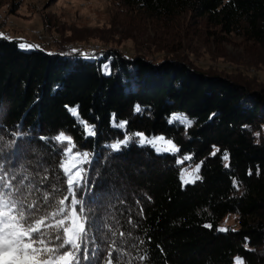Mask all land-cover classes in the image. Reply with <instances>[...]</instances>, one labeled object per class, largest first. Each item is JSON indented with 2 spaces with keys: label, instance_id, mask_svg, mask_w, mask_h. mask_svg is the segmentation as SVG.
Returning a JSON list of instances; mask_svg holds the SVG:
<instances>
[{
  "label": "trees",
  "instance_id": "1",
  "mask_svg": "<svg viewBox=\"0 0 264 264\" xmlns=\"http://www.w3.org/2000/svg\"><path fill=\"white\" fill-rule=\"evenodd\" d=\"M116 1L165 23L201 19L214 33L264 49V0ZM136 105L142 112H134ZM66 106L77 107L96 135L85 138ZM176 113L191 127L169 123ZM120 121L125 129L113 126ZM262 130V92L177 58L23 49L0 35V211L12 215L7 205L19 191L16 199L39 209L35 219L52 225L62 218L60 208L70 204L60 201L69 194L53 138L71 136L74 151L89 154L80 191L95 238L88 248L103 249L100 264H109L110 252L111 264L116 253L120 264H264ZM138 132L171 139L179 151L157 154L135 140L119 152L108 147ZM188 166L200 177L194 183L180 179ZM231 215L235 224H225Z\"/></svg>",
  "mask_w": 264,
  "mask_h": 264
},
{
  "label": "rangeland",
  "instance_id": "2",
  "mask_svg": "<svg viewBox=\"0 0 264 264\" xmlns=\"http://www.w3.org/2000/svg\"><path fill=\"white\" fill-rule=\"evenodd\" d=\"M0 35L31 46L23 49L54 53L76 47L83 54L112 49L153 61L174 57L264 94V49L257 44L214 33L201 19L158 21L116 0H0ZM182 170L184 180L195 179L192 167ZM225 224L234 225L235 217Z\"/></svg>",
  "mask_w": 264,
  "mask_h": 264
},
{
  "label": "snow or ice",
  "instance_id": "3",
  "mask_svg": "<svg viewBox=\"0 0 264 264\" xmlns=\"http://www.w3.org/2000/svg\"><path fill=\"white\" fill-rule=\"evenodd\" d=\"M20 47L31 46L21 44ZM85 58L88 57L85 56ZM104 67L107 68L108 66L105 65ZM66 108L72 116L76 117L77 122L83 126V131L86 134L85 138L96 135L94 126L88 125L80 118L77 107L66 106ZM134 112H142L141 106H134ZM173 121H179L186 128L191 127L193 123L192 120L180 113L172 114L168 122L173 123ZM113 126L125 129L127 121L114 122ZM257 135L259 134L257 133ZM137 137L139 139H136ZM0 139H3V137L0 136ZM53 139L61 146L59 168L65 177L67 185L65 191L69 194L60 201V204H70V209L61 207L58 214L62 218L57 223L48 225L45 223V218L35 219L36 213L39 211L35 205H25L22 201L16 199L20 195L17 191L7 205L12 215L0 211V264H81L82 245L83 260L86 264H100L103 249L99 246H93L91 250L88 248L90 239L95 245V238L89 235L92 225L86 214L83 200L84 193L80 191L87 186V182L83 177L84 169L82 165L90 162L89 154L88 152L74 151L76 149L75 142L71 136H66L63 132H60ZM132 140H135L141 147L145 145L152 147L157 154L165 152L175 154L179 151L171 139L165 140L163 136L148 138L139 132L134 134L125 133L123 140H118L108 145V147L115 152H119L122 147H126ZM216 151L218 152L219 149H216ZM212 155H215V152ZM223 158L227 160L228 155L225 153ZM183 159H191V157L185 156ZM177 163H183V160L178 158ZM198 170L199 165H197L196 171L198 172ZM180 179L185 183L195 182V180H184L183 170ZM195 179H200V177L196 176ZM0 187H3V185H0ZM5 191L10 192V189L5 188ZM55 191L58 192L60 189H55ZM78 191L80 192L79 198L77 197ZM49 227L56 230L54 235L48 233L47 229ZM206 227H209V225H206ZM37 242L43 247L34 246ZM108 255L110 258L109 264H111L112 252ZM41 256L44 258L42 259ZM143 258L141 257V259ZM120 259L121 253H116L117 264H120Z\"/></svg>",
  "mask_w": 264,
  "mask_h": 264
}]
</instances>
